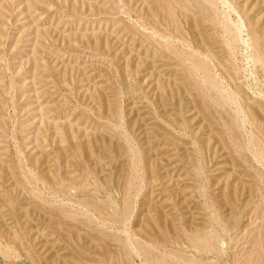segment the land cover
I'll list each match as a JSON object with an SVG mask.
<instances>
[{"label":"rangeland","instance_id":"374dc122","mask_svg":"<svg viewBox=\"0 0 264 264\" xmlns=\"http://www.w3.org/2000/svg\"><path fill=\"white\" fill-rule=\"evenodd\" d=\"M111 263L264 264V0H0V264Z\"/></svg>","mask_w":264,"mask_h":264},{"label":"bare ground","instance_id":"6f19581e","mask_svg":"<svg viewBox=\"0 0 264 264\" xmlns=\"http://www.w3.org/2000/svg\"><path fill=\"white\" fill-rule=\"evenodd\" d=\"M173 2V1H172ZM159 5V4H158ZM178 7V6H177ZM161 10V9H160ZM149 11V10H148ZM167 12H169V11H167ZM179 12V11H178ZM169 14H171V13H169ZM165 16V15H164ZM163 21V20H162ZM164 23V22H163ZM166 25V24H165ZM192 25H194L193 23H192ZM159 28V27H158ZM185 35V34H184ZM207 39V38H206ZM182 80V79H181ZM187 82V81H186ZM185 92V91H184ZM119 152V151H118ZM120 153V152H119ZM88 199V198H87ZM181 231V230H180ZM174 232V231H173ZM188 235V234H187ZM194 238V237H193ZM80 241V240H79ZM199 244V243H198ZM100 252V251H99ZM107 253V252H106ZM108 256V255H107ZM108 258V257H107ZM112 264V263H111Z\"/></svg>","mask_w":264,"mask_h":264}]
</instances>
